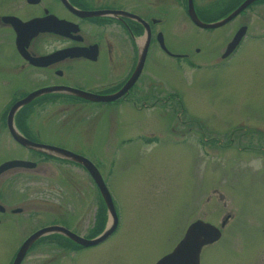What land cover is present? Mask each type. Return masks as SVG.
<instances>
[{
	"label": "rangeland",
	"instance_id": "374dc122",
	"mask_svg": "<svg viewBox=\"0 0 264 264\" xmlns=\"http://www.w3.org/2000/svg\"><path fill=\"white\" fill-rule=\"evenodd\" d=\"M196 11L215 15L213 8ZM243 16L202 28L181 5V21L165 30L166 47L189 61L155 50L149 68L154 83L168 86L170 100L155 98L145 112L105 107L93 125L87 120L75 130L85 139L71 135L90 143L77 149L99 166L118 213L117 229L77 256V264H155L191 222L219 226L226 216L220 239L202 248L199 264H264V38L247 36L227 61L220 58ZM146 133L154 143H144ZM8 155L0 151V160ZM61 176L33 191L73 194L81 215L82 173L73 168ZM83 191L92 220L97 189L89 182ZM105 220L112 223L108 210Z\"/></svg>",
	"mask_w": 264,
	"mask_h": 264
},
{
	"label": "flooded vegetation",
	"instance_id": "af4514ba",
	"mask_svg": "<svg viewBox=\"0 0 264 264\" xmlns=\"http://www.w3.org/2000/svg\"><path fill=\"white\" fill-rule=\"evenodd\" d=\"M192 1L195 10L213 8L215 16L224 13L210 21L215 22L246 0ZM5 3L0 6V151L13 156L2 158L0 165L10 160H21L23 164L0 173V264H77V256L105 240L85 246L75 236L91 239L102 233L108 224L105 220L108 209L90 170L79 161L57 154L55 148L84 156L77 147L90 143L69 138L72 134L82 136L78 130L74 133L75 130L87 120H92L93 125L105 107H113L119 113L122 106L130 105L145 112L155 98L166 97L163 102L170 100L168 86L154 83L149 68L155 50L189 61L187 53L177 56L169 52L165 36L171 22L181 21V5L187 13V0H49L48 4L46 0H8ZM171 9L177 15H170ZM243 14L226 46L240 28L245 27V33L229 55L221 54L222 60L227 61L245 37L264 38V29L257 31L264 26V0H250L226 23ZM50 15L55 17L51 20L62 24L61 31H40L22 50L16 46L13 27L2 19L15 16L25 22ZM137 69L138 78L125 92L111 100L100 98L118 94ZM36 92L40 94L11 111L16 103ZM177 96L175 105L179 107L176 112L173 110L175 115L181 111V95ZM97 125L93 129H98ZM151 135L142 136L144 143H154L151 138L155 135ZM99 145L107 147L106 143ZM92 163L103 179L97 163ZM73 168L86 181L78 188L81 192L77 190L82 197L81 215L75 209L73 194L33 191L60 179L66 170ZM89 182L94 184L98 197L92 220L87 212V192L83 191ZM101 226L91 236L90 227ZM117 227L118 224L109 236ZM45 228L51 230L38 236Z\"/></svg>",
	"mask_w": 264,
	"mask_h": 264
},
{
	"label": "water",
	"instance_id": "95a60500",
	"mask_svg": "<svg viewBox=\"0 0 264 264\" xmlns=\"http://www.w3.org/2000/svg\"><path fill=\"white\" fill-rule=\"evenodd\" d=\"M62 1L66 2V0H62ZM249 1L250 0H246L239 7L233 10L229 15L215 22L201 21L197 16L192 0H187V13L190 19L192 20V22L198 27L214 28V27L221 26L225 24L226 22H228L230 19H232L248 4ZM52 17L54 16L50 15V16H47L46 18L45 17L44 18H33L25 22L21 21L19 18L15 16H3L2 19L4 20L5 23H8L13 27L16 33V39H15L16 46L19 50L20 49L22 50V48H24L28 44L29 39L32 38L34 35H36L40 31H44V30H57L59 32L61 31L62 24L60 22L51 20ZM244 33H245V27L240 28L235 33L232 40L226 46V49L223 52L222 57H226L234 50V48L237 46V44L240 42L241 38L243 37ZM138 75H139V69H137L133 73V75L130 77L126 85L121 89V91L118 94H115L112 96L100 97V98H102V100L115 99L120 94L125 92L127 88L133 82L136 81V79L138 78ZM39 94L40 92L30 94L20 103H16L11 111L13 112L21 104H24L30 101L31 99H33L35 96ZM12 112H10V114ZM13 133L15 134V132ZM55 150L57 154L62 155L67 158H72L75 161H79L90 170L91 175L93 179L95 180L106 202L108 212L112 216V223L108 224L102 233H100L99 235L91 239H82L80 237L75 236L76 240L85 246H91V245L97 244L105 240L109 236V234L115 229V226H116V215H115V211L113 209L112 203H111V198H110L108 189L101 175L99 174L97 168L93 165V163L89 159L79 154H76V153L61 149V148H55ZM22 164H23V161L21 160L6 161L0 165V173L7 168L14 167V166H20ZM227 220H228V217L226 216L225 219L222 221L221 226L219 227L210 222H207L201 219H197L191 222L186 228L181 240L174 246V248L169 253L159 258V260L155 264H199L200 263V253H201L202 248L220 239L222 235L221 230L223 226L226 224ZM50 230H51L50 228L42 229L37 233V235L40 236L41 234L48 232ZM67 232L71 234V232L69 231Z\"/></svg>",
	"mask_w": 264,
	"mask_h": 264
},
{
	"label": "trees",
	"instance_id": "16d2710c",
	"mask_svg": "<svg viewBox=\"0 0 264 264\" xmlns=\"http://www.w3.org/2000/svg\"><path fill=\"white\" fill-rule=\"evenodd\" d=\"M222 15H224V13H222V14H220V15H217V16L214 15V16H212L211 18H207V17H205L204 19H205L206 21H211V20H214V19H216V18H218V17H221ZM102 228H103L102 226H101V227H96L95 230H94L93 232H91V236L97 234Z\"/></svg>",
	"mask_w": 264,
	"mask_h": 264
},
{
	"label": "bare ground",
	"instance_id": "6f19581e",
	"mask_svg": "<svg viewBox=\"0 0 264 264\" xmlns=\"http://www.w3.org/2000/svg\"><path fill=\"white\" fill-rule=\"evenodd\" d=\"M202 251V250H201Z\"/></svg>",
	"mask_w": 264,
	"mask_h": 264
}]
</instances>
